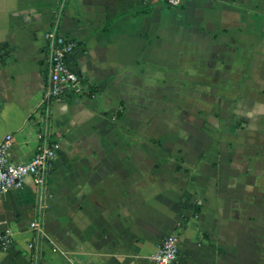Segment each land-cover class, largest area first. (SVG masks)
<instances>
[{"label": "crops", "instance_id": "0c3cea01", "mask_svg": "<svg viewBox=\"0 0 264 264\" xmlns=\"http://www.w3.org/2000/svg\"><path fill=\"white\" fill-rule=\"evenodd\" d=\"M58 11L83 91L52 104L44 187L0 195V264H30L37 216L38 264H152L175 234L179 264H264V0H0V144L11 136L14 163L38 148Z\"/></svg>", "mask_w": 264, "mask_h": 264}, {"label": "built area", "instance_id": "2783aa9c", "mask_svg": "<svg viewBox=\"0 0 264 264\" xmlns=\"http://www.w3.org/2000/svg\"><path fill=\"white\" fill-rule=\"evenodd\" d=\"M169 8L180 4V0H162ZM60 12L52 20L45 31V59L42 70L46 75L40 102L38 104L39 144L34 156L24 163H14L10 160L9 149L11 136H6L0 144V195L13 190H20L26 178H30L34 188L44 187L47 178L54 170L58 143L52 140L51 107L52 104L65 97L82 93V83L77 71L69 65V60L76 51L77 43L70 37L61 35L58 31ZM44 206H40L42 210ZM34 234L28 250L33 251L30 264H38L39 253L36 252V237L43 234L40 217L30 222ZM10 245V236L0 238V250H6ZM179 236L177 234L163 238L152 256V264H179Z\"/></svg>", "mask_w": 264, "mask_h": 264}, {"label": "rangeland", "instance_id": "374dc122", "mask_svg": "<svg viewBox=\"0 0 264 264\" xmlns=\"http://www.w3.org/2000/svg\"><path fill=\"white\" fill-rule=\"evenodd\" d=\"M233 124H232V122L231 123H229V125L228 126H226V127H224V125H222V126H220V127H218V129H217V131H216V133L215 134H217V135H215V139H217V141L215 142V141H213L214 142V145L215 146H217L218 144H219V142H220V134L222 133V132H224V130H229V133H231V134H229V135H233V132L234 131H236V129H237V127H239L240 126V123L239 124H237L236 125V127L235 126H233V127H231ZM208 132V131H207ZM207 132H205V130H204V128L202 129V130H200V134H202L203 135V133L204 134H207L208 135V133ZM214 139V140H215ZM215 146H211V150L210 151H207L208 149H210V148H206L204 151H203V154L201 155V160H202V163H208V164H210L213 168L214 167H218L219 166V161H215L214 159H215V155H213V154H215L217 151H219V149H217V148H214ZM217 149V150H216ZM217 156L219 157L220 155H219V153H217ZM178 158V157H177ZM210 159H212L211 161H210ZM216 159H218V158H216ZM222 164H224V163H222ZM184 173L185 174H191V170H189V169H184Z\"/></svg>", "mask_w": 264, "mask_h": 264}]
</instances>
